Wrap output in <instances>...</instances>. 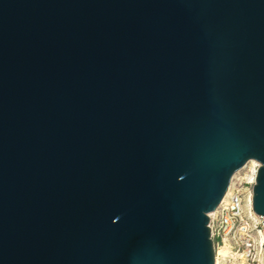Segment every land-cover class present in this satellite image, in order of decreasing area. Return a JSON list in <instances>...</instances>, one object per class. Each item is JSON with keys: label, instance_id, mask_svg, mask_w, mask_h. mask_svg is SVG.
Wrapping results in <instances>:
<instances>
[{"label": "water", "instance_id": "95a60500", "mask_svg": "<svg viewBox=\"0 0 264 264\" xmlns=\"http://www.w3.org/2000/svg\"><path fill=\"white\" fill-rule=\"evenodd\" d=\"M249 161L264 0H0V264H215Z\"/></svg>", "mask_w": 264, "mask_h": 264}, {"label": "built area", "instance_id": "2783aa9c", "mask_svg": "<svg viewBox=\"0 0 264 264\" xmlns=\"http://www.w3.org/2000/svg\"><path fill=\"white\" fill-rule=\"evenodd\" d=\"M258 164L254 165L253 185ZM241 178H232L216 210L209 216L213 244L226 246L238 264H264V217L256 215L251 206V192L240 188Z\"/></svg>", "mask_w": 264, "mask_h": 264}, {"label": "rangeland", "instance_id": "374dc122", "mask_svg": "<svg viewBox=\"0 0 264 264\" xmlns=\"http://www.w3.org/2000/svg\"><path fill=\"white\" fill-rule=\"evenodd\" d=\"M254 163H246L243 168H241L238 172L234 174L233 177H239L241 178L242 185L240 188L250 191L252 189V186L248 185L249 180H251L252 172H253ZM232 177V178H233ZM210 216V215H209ZM222 247L220 245L214 244L215 249V264H238V261L236 260L235 256L232 255V253L229 252L228 255L225 257H219L217 256L218 250H220Z\"/></svg>", "mask_w": 264, "mask_h": 264}, {"label": "bare ground", "instance_id": "6f19581e", "mask_svg": "<svg viewBox=\"0 0 264 264\" xmlns=\"http://www.w3.org/2000/svg\"><path fill=\"white\" fill-rule=\"evenodd\" d=\"M248 163H254V165H256V162H254V161H249ZM234 178H236V177H234ZM252 179L253 178L251 177V180ZM251 180H249V181H251ZM226 195H228V191L226 192ZM229 252H230L229 249L226 246H223L220 250H218L217 256H219V257H225L226 255L229 254Z\"/></svg>", "mask_w": 264, "mask_h": 264}]
</instances>
